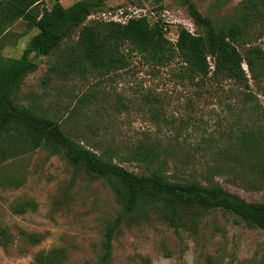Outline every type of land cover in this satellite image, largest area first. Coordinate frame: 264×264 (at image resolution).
Here are the masks:
<instances>
[{"label": "rangeland", "instance_id": "obj_1", "mask_svg": "<svg viewBox=\"0 0 264 264\" xmlns=\"http://www.w3.org/2000/svg\"><path fill=\"white\" fill-rule=\"evenodd\" d=\"M55 1L44 0L40 7L50 8ZM75 1L60 0L64 6ZM193 1L203 15L221 26L236 19L244 0ZM129 9L148 14L151 22L157 13L168 10L196 29L184 0H104L87 22L100 19L102 11L118 14ZM178 25L181 22L166 34L172 41ZM27 27L24 18L9 25L0 54L20 57L38 32ZM247 30L246 41L238 48L242 52L252 45L264 49L260 21L252 22ZM65 46L53 55L31 54L38 67L24 77L15 103L58 120L67 134L91 143L99 153L109 150L113 160L130 171L147 173L161 165L158 161L146 164L133 156L138 146H155L168 159L163 168L169 179H196L204 184L214 180L249 201H264V188L237 170L220 168L215 155L220 134L228 129L236 132L248 115L247 105L231 94L232 82L200 85L182 78L178 59L168 66L153 67L136 55L126 68L109 74L64 71ZM243 67L264 108V81L257 85L245 61ZM84 95H91L92 100L83 103L80 97ZM7 176L13 179L7 181ZM0 178L4 182L0 184V264H33L38 252L54 247L66 250L62 264H99L103 232L118 211L104 180L44 148L2 163ZM21 203H26L24 211ZM193 227L190 221L175 228L154 214H137L114 237L112 264H145L146 259L152 264H264V230L248 227L233 213L208 210ZM24 233L43 237L31 244Z\"/></svg>", "mask_w": 264, "mask_h": 264}, {"label": "trees", "instance_id": "obj_2", "mask_svg": "<svg viewBox=\"0 0 264 264\" xmlns=\"http://www.w3.org/2000/svg\"><path fill=\"white\" fill-rule=\"evenodd\" d=\"M43 2L0 0V42L18 18L27 20L28 29H38L20 57L0 54V166L44 148L51 154H62L70 164L104 180L115 196L118 211L103 232L99 264H112V241L123 224L137 219V214H154L175 228L185 227L190 221L195 229L201 214L221 209L233 213L248 227L264 230V201H249L214 180L204 184L196 179H169L163 168L168 159L162 158L155 146H138L133 156L146 164L158 161L161 165L147 173L130 171L114 161L109 150L99 153L91 143L85 144L67 134L58 120L14 101L24 77L38 67L31 54L53 55L62 45H66L67 52L64 71L109 74L126 68L135 55L153 67L168 66L178 59L183 79L200 85L232 82L231 94L247 105L248 115L236 132L228 129L220 134L215 155L220 168L237 170L264 188V108L251 90L250 77L243 67L245 61L256 84L263 82L264 49L252 45L242 52L238 48L246 41L247 26L254 21L264 26V0L242 1L236 19L221 26L203 15L193 0H184L196 29L190 32L178 25L174 41L166 35L171 26L162 19L151 22L147 16H141L125 22L102 18L87 22L104 0H77L69 6L56 0L50 8L40 7ZM84 96L80 97L83 103L92 100L91 95ZM7 177V181L13 179ZM2 180L0 184H4ZM19 207L24 211L26 203ZM24 237L37 244L43 235L24 233ZM65 255V248L54 247L38 252L33 264H62ZM145 262L152 264L149 259Z\"/></svg>", "mask_w": 264, "mask_h": 264}, {"label": "built area", "instance_id": "obj_3", "mask_svg": "<svg viewBox=\"0 0 264 264\" xmlns=\"http://www.w3.org/2000/svg\"><path fill=\"white\" fill-rule=\"evenodd\" d=\"M129 10L131 11L121 10L118 12V14L117 13L113 14L112 12L114 11H110V10L102 11L100 16H102L104 20H114V21H121V22H125L131 17L147 16L149 18L148 14L140 13L139 9L137 10L129 9ZM167 14L169 15L168 10H165V11L163 10L159 14L157 13V15L155 16L157 17L156 20L162 19L164 22H166L170 26L177 24L178 22L179 23L181 22V25L183 27L188 29L190 32H194L193 28L190 27L191 24H189L188 22L178 21L175 17H173L174 14L169 15L170 17H168Z\"/></svg>", "mask_w": 264, "mask_h": 264}]
</instances>
